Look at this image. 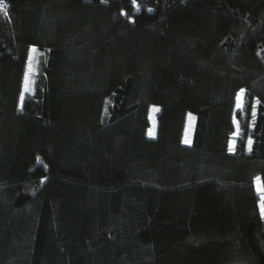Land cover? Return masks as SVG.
I'll return each instance as SVG.
<instances>
[{
    "label": "trees",
    "instance_id": "trees-1",
    "mask_svg": "<svg viewBox=\"0 0 264 264\" xmlns=\"http://www.w3.org/2000/svg\"><path fill=\"white\" fill-rule=\"evenodd\" d=\"M6 2L0 264H264V0Z\"/></svg>",
    "mask_w": 264,
    "mask_h": 264
},
{
    "label": "snow or ice",
    "instance_id": "snow-or-ice-1",
    "mask_svg": "<svg viewBox=\"0 0 264 264\" xmlns=\"http://www.w3.org/2000/svg\"><path fill=\"white\" fill-rule=\"evenodd\" d=\"M132 3L136 5L137 9H139L140 5L136 3V0H132ZM149 11H151V9H149ZM0 12H3V14L6 17L8 16V4H7L6 0H0ZM123 14L126 15V13H123ZM31 51L33 53H35L38 50L36 48H33ZM32 62H33V57L29 56L28 67H29L30 72L34 71L33 66H32ZM32 83L34 84V81H32ZM24 91L25 92L31 91L34 93V88H29V77H28V75L25 76ZM243 94L244 93L242 90L240 96L237 98L238 99L237 107L239 109L243 108V103H242ZM256 103L259 104L260 101L257 100ZM22 106H23V94L21 95V107ZM154 111H158V109H154ZM255 115H256V112H255V109H253L252 110L253 119L255 118ZM193 119H194V117H193ZM234 123L236 124V128H237L235 135H239V132H240L239 121L234 119ZM252 144H253V141H252L251 137H249L248 138V150L249 151L252 150ZM254 179H255V183H256V191L258 194H260V200H259L260 213H261V216L264 217V180H262L261 177H255Z\"/></svg>",
    "mask_w": 264,
    "mask_h": 264
},
{
    "label": "rangeland",
    "instance_id": "rangeland-1",
    "mask_svg": "<svg viewBox=\"0 0 264 264\" xmlns=\"http://www.w3.org/2000/svg\"><path fill=\"white\" fill-rule=\"evenodd\" d=\"M34 48V47H33ZM32 48V49H33ZM31 49V50H32ZM30 56H34V53L32 52V51H30ZM29 60V59H28ZM32 66H33V62H32ZM26 72H27V74L26 75H28V77H29V82H30V77H31V75H32V71L30 72L29 71V67H28V65H27V70H26ZM25 81V80H24ZM29 88H30V83H29ZM26 93L27 92H25L24 91V87H23V101H24V98H25V96H26ZM241 94V93H240ZM240 94L238 95V97L240 96ZM237 97V98H238ZM94 104H95V108H94V114H93V116H94V120L95 119H97V118H99L100 116H101V114H102V112H103V98L101 97V96H96V98H95V102H94ZM20 107H21V105H20ZM154 109H158V107H156V106H153L152 107V109H151V111H150V119H151V122H152V127H151V129H150V131H149V135L151 136V137H154V135H155V133H156V125H155V123H156V116H157V112L158 111H154ZM234 140L232 141V143H231V145H232V147H234Z\"/></svg>",
    "mask_w": 264,
    "mask_h": 264
}]
</instances>
